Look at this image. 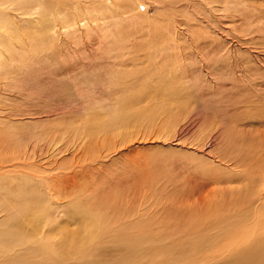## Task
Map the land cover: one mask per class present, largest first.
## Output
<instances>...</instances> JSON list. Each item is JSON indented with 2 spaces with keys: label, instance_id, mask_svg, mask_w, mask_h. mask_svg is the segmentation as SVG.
Returning a JSON list of instances; mask_svg holds the SVG:
<instances>
[{
  "label": "rangeland",
  "instance_id": "rangeland-1",
  "mask_svg": "<svg viewBox=\"0 0 264 264\" xmlns=\"http://www.w3.org/2000/svg\"><path fill=\"white\" fill-rule=\"evenodd\" d=\"M57 1L20 0L31 13L12 7L0 24L3 60L22 34L37 40L27 68L0 72L16 96L0 92V117L32 130L41 159L31 239L0 262L42 264V241L63 251L82 229L96 232L95 264L122 257L117 234L137 243L128 264H232L264 233V0H64V22L97 11L71 27L46 11Z\"/></svg>",
  "mask_w": 264,
  "mask_h": 264
},
{
  "label": "bare ground",
  "instance_id": "bare-ground-1",
  "mask_svg": "<svg viewBox=\"0 0 264 264\" xmlns=\"http://www.w3.org/2000/svg\"><path fill=\"white\" fill-rule=\"evenodd\" d=\"M78 2L79 0L76 3ZM52 4L54 9L51 6V8L47 9L46 11L56 16L58 18L56 19L60 20L61 24H64L66 27H71L77 21L83 25H86V19L91 21L95 19L97 15V11L85 7L86 10L84 8L82 10V12L85 11L83 13V17L82 12L79 15L77 11H74L70 8L67 11L71 10L72 15L70 13L68 14V16L70 15L71 18L69 16L68 22H64L65 17H67L66 11L64 9V0L57 1L55 4ZM37 6L38 4H34L33 9ZM12 7H16L17 10L20 11H26L29 14L31 13V9H29L25 3L20 2V0H0V24L2 27L7 24L5 15L6 13L10 15L9 11ZM59 14L61 18H59ZM40 20L42 19L40 18L38 22H40ZM22 35H24V38H26L24 42H26L29 38L32 39L29 42L22 43L18 46V49L21 51L15 52L16 47H14L13 44L8 43L6 48L11 51L9 57H4L3 60L2 56L4 52H0V72H3L4 75H6L13 67L18 69L20 63L23 64L22 66H24V68H27L29 66L28 56H30L32 52L36 51V38L30 36L29 32L28 34ZM29 48H33V51L29 52ZM23 51H26L28 54L24 58H22L24 55ZM18 57L21 58L18 59L20 60L19 63L16 60ZM6 80L9 82L10 88H8L6 84H4V86H1L0 84V92H2L4 100H9V98L12 97L15 99L16 96L14 95L11 81L9 78H6ZM16 86L19 88L17 84ZM4 100L3 107H5L7 103ZM5 112L6 111L4 109L2 112L4 114L0 117V215L2 213L7 214L11 210L12 213L5 218L3 222V228L0 229V254H9L15 248L27 247L29 244L31 233L28 229L26 217L30 204L26 201L29 196L30 182L32 179L37 178V174L31 173L30 161L34 157L38 163H41L39 146H36L35 138L30 135L32 130L17 126L18 124L13 122V119L16 118L12 117L13 112L7 114H5ZM121 121L126 123L128 118H121ZM164 122L167 123V121ZM41 167L42 166L40 165L39 168L41 169ZM82 208L84 212L90 214L89 220L96 223L94 226L95 228L102 225L103 221L106 220L103 213L89 209V207L85 204L82 205ZM234 226L236 227V225ZM81 230L64 233L68 243L63 245L65 246L63 251H59L60 247L42 241L40 246L35 249V251L43 257L42 264H61V261L68 258L69 256H75L81 260H84L83 264L97 263L98 261L95 259V257L99 248L94 242L95 239H97L96 232H91L88 234L86 231ZM116 239L125 250L121 255L122 257L120 256L121 258L118 259V261H113L111 264H128V261L131 259L132 254L137 248V243L131 239L123 238L119 234L116 235ZM245 241H248L247 245L245 246L246 249L242 250L235 257V260L232 264H263L264 233L256 232L253 233L251 237L247 234ZM179 246H181V253L177 249ZM171 249L180 255H185L188 253V249L190 248L185 243H182L180 245L173 246ZM171 253L168 252V254ZM166 255L162 256L161 259ZM169 260L170 258L167 260V262H169ZM189 261H193L192 255L189 257ZM0 264H28V262L25 259L15 257L6 258L4 261L0 262Z\"/></svg>",
  "mask_w": 264,
  "mask_h": 264
}]
</instances>
